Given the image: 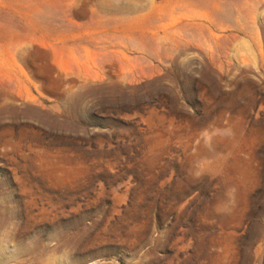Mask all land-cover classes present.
<instances>
[{"label": "rangeland", "instance_id": "obj_1", "mask_svg": "<svg viewBox=\"0 0 264 264\" xmlns=\"http://www.w3.org/2000/svg\"><path fill=\"white\" fill-rule=\"evenodd\" d=\"M0 264H264V0H0Z\"/></svg>", "mask_w": 264, "mask_h": 264}]
</instances>
